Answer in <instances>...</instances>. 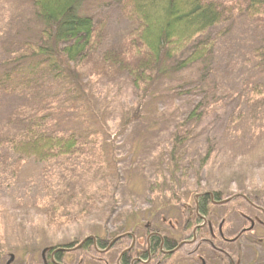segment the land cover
I'll list each match as a JSON object with an SVG mask.
<instances>
[{"label":"rangeland","instance_id":"obj_1","mask_svg":"<svg viewBox=\"0 0 264 264\" xmlns=\"http://www.w3.org/2000/svg\"><path fill=\"white\" fill-rule=\"evenodd\" d=\"M248 1L216 0L230 16L214 30L215 37L224 36L208 60L222 104L209 125L214 129L191 143L186 167L173 178L170 133L198 97L175 99L170 80L155 83L150 97L136 91L124 74L94 73L91 62L80 70L87 94L73 99L45 72L22 71L28 62L15 58L26 49L23 31L35 35L34 9L27 0H0V151L6 155L0 157V264H44L50 248L76 246L90 236L112 239L131 233L138 248H144L148 229L181 239L190 233L184 234L183 227L194 217L186 206H193L195 194L213 190L230 200L212 207L198 239L221 233L230 241H217V247L233 248L231 258L264 264V129L252 136L253 125L241 123V135L221 138L218 155L202 169L210 140L224 133L240 108L239 99L231 96L256 78L251 64L255 50L264 45V19L247 17ZM79 11L106 22L105 49L119 48L134 27L116 0H83ZM197 69L181 70L174 78L190 82ZM15 71L23 72L18 83L2 84ZM42 113L57 120L59 130L77 134L81 147L47 163L19 162L7 153L8 138ZM131 241L105 253L70 251L62 263L116 264L119 249ZM210 246L199 241L196 252L208 256L214 252ZM178 258L189 257L180 252L171 262Z\"/></svg>","mask_w":264,"mask_h":264},{"label":"trees","instance_id":"obj_2","mask_svg":"<svg viewBox=\"0 0 264 264\" xmlns=\"http://www.w3.org/2000/svg\"><path fill=\"white\" fill-rule=\"evenodd\" d=\"M27 1L34 9L33 18L37 24L35 35L23 31L26 49L21 50V54L15 58L18 63L28 62V67L22 71L45 72L61 85L63 94L70 93L73 99L79 94H87L80 79V70L91 62L94 73L103 76L124 74L136 91L150 97L155 95L151 93L152 87L161 80H170L175 85L171 94L175 99L186 95L198 97L199 101L176 120L175 128L170 133V170L174 178L187 165L191 143L214 129L209 125L222 104L216 91L218 81L209 68L208 60L214 54L218 38L224 36L220 34L215 37L214 30L230 19L224 7L216 0H116L134 27L119 48L105 49L103 37L106 22L102 19L98 21L92 15L81 14L79 10L83 0ZM246 11L247 17L264 19V0H249ZM253 57L251 65L256 78L242 84L231 96L239 99L240 108L225 123L224 133L215 137V142L210 140L202 160V169L212 156L218 155L221 138L241 135L238 133L241 123L245 125L250 122L253 125L255 130L252 136L254 132L264 129V45L255 50ZM195 65L198 66L195 79L190 78V82H187L174 78L181 70ZM20 73L23 74L21 71L6 74L2 84L18 83ZM56 127L57 120L53 122L49 114L32 116L17 134L8 138L7 153L15 155L19 162L34 159L39 163L75 154L81 147L79 136ZM1 156L6 157L0 151ZM17 166L14 172L19 170ZM228 198L222 196L221 190L195 194L193 206H186V213L194 214L186 224L187 231L203 224L210 216L212 207ZM245 199L254 202L250 197ZM58 207L59 204L56 209ZM196 232H201L200 228ZM147 233L150 234L151 253H158L162 247L172 249L173 242L163 240L158 230L148 229ZM95 238L99 237L86 238L82 241V247H79L82 242L76 246L73 242L55 245L51 252L60 247H77L81 252L90 254L96 252L97 248L107 246L106 242H100V238L95 244ZM64 254L58 251L54 257L49 256L48 264L61 262ZM165 254L164 258L170 256L169 253Z\"/></svg>","mask_w":264,"mask_h":264},{"label":"flooded vegetation","instance_id":"obj_3","mask_svg":"<svg viewBox=\"0 0 264 264\" xmlns=\"http://www.w3.org/2000/svg\"><path fill=\"white\" fill-rule=\"evenodd\" d=\"M224 201V200H223ZM222 203L221 202H218ZM206 221L203 223L205 224ZM203 224H200L198 226H195L190 233H188L187 235L181 236V239L178 238H173L167 235H164L163 233L159 232L161 234V236L163 237V240H168L170 242H173L172 244V249L167 250L166 248H161V250H159L158 253H151V245H150V239H149V235L147 233L146 236V242L144 245V248H138L136 247V241L134 239V237L132 236L131 233H128L127 235H121L119 237H115L112 239H103L100 238V242H106L105 244H107V246L105 248H97V251L100 253H105L110 251L116 244L124 241V240H132L130 245L128 247L125 248H121L119 249L117 258H116V264H174L173 262H171V259H174V257L179 256L180 252H182V254L187 255L189 258H183L181 261L178 258L176 261V264H242V258H237V259H233L231 258V250L233 248H230L228 251L227 248H221V247H217V241H221V242H229L230 240L227 239V237H225L223 234L220 233V236H216L214 233L212 235H210V238H202V239H198V237L201 238V235L199 236L200 232H196V229L199 228V226H202ZM184 229V230H183ZM183 232L184 234L186 233L187 226L185 225L183 227ZM210 233H212L213 231L209 230ZM150 233V232H149ZM196 238L198 239L196 241ZM223 238V239H220ZM99 238H95L94 239V243L98 244V240ZM209 241L211 244V249L213 248L214 252H212V254L208 255V256H201L198 252H196V247L199 241ZM84 244V242H82V244H80L79 247H82V245ZM186 246H189L190 249H185ZM184 247V249H183ZM77 247H71V248H67V247H60V249L52 251V248H50L48 250V256L54 257L55 254L58 251H63L64 253L70 252V251H74L76 250ZM96 251V252H97ZM165 253H169L170 256L169 257H165L164 255H166ZM242 254V253H241ZM201 256V257H200ZM100 260V259H98ZM171 262V263H170ZM44 264H48V261ZM56 264H64L62 263V261L60 262H56ZM104 264H109L108 261H105Z\"/></svg>","mask_w":264,"mask_h":264},{"label":"water","instance_id":"obj_4","mask_svg":"<svg viewBox=\"0 0 264 264\" xmlns=\"http://www.w3.org/2000/svg\"><path fill=\"white\" fill-rule=\"evenodd\" d=\"M229 200H230V199L224 200V202H225V201H229Z\"/></svg>","mask_w":264,"mask_h":264}]
</instances>
